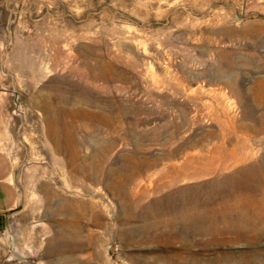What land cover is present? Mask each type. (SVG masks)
Masks as SVG:
<instances>
[{
	"label": "rangeland",
	"instance_id": "1",
	"mask_svg": "<svg viewBox=\"0 0 264 264\" xmlns=\"http://www.w3.org/2000/svg\"><path fill=\"white\" fill-rule=\"evenodd\" d=\"M0 154V264H264V0H0Z\"/></svg>",
	"mask_w": 264,
	"mask_h": 264
},
{
	"label": "crops",
	"instance_id": "2",
	"mask_svg": "<svg viewBox=\"0 0 264 264\" xmlns=\"http://www.w3.org/2000/svg\"><path fill=\"white\" fill-rule=\"evenodd\" d=\"M11 175V166L7 159L0 154V213L11 211L16 203L15 189L10 181Z\"/></svg>",
	"mask_w": 264,
	"mask_h": 264
},
{
	"label": "bare ground",
	"instance_id": "3",
	"mask_svg": "<svg viewBox=\"0 0 264 264\" xmlns=\"http://www.w3.org/2000/svg\"><path fill=\"white\" fill-rule=\"evenodd\" d=\"M218 224H219V223H218ZM229 225H230V224H229ZM215 228H216V227H215ZM202 229H203V228H202ZM202 229H201V230H202ZM202 231H203V230H202ZM197 232H198V230H197ZM205 234H206V233H205ZM260 237H261V236H260ZM258 245H259V244H258Z\"/></svg>",
	"mask_w": 264,
	"mask_h": 264
}]
</instances>
